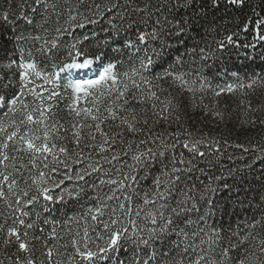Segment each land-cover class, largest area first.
<instances>
[{
    "label": "snow or ice",
    "instance_id": "snow-or-ice-1",
    "mask_svg": "<svg viewBox=\"0 0 264 264\" xmlns=\"http://www.w3.org/2000/svg\"><path fill=\"white\" fill-rule=\"evenodd\" d=\"M41 7L0 6V264H264V169L249 199L252 164L190 130L264 125V0Z\"/></svg>",
    "mask_w": 264,
    "mask_h": 264
},
{
    "label": "trees",
    "instance_id": "trees-1",
    "mask_svg": "<svg viewBox=\"0 0 264 264\" xmlns=\"http://www.w3.org/2000/svg\"><path fill=\"white\" fill-rule=\"evenodd\" d=\"M52 2H57V0H49V3ZM60 3L62 7V0H60ZM0 6H3V0H0ZM34 6L35 0H14V7L16 11L26 13L29 18H33L36 22H39L41 20L40 12L43 11V8L41 7L36 13H33L31 11V8ZM49 13L51 14V9H49ZM0 15H2V13H0ZM12 19H15V16H13ZM56 20L57 17L54 14L50 16V23L49 25H47L50 31L56 26ZM16 22L24 29L31 30L30 26H28L25 21L18 20ZM10 34L11 24L4 25L2 22H0V38H3ZM212 38V35L208 37L209 42H211ZM233 59L235 61V64L230 65V67H240L245 63L242 55L239 58L233 57ZM209 63L211 64V61ZM217 67L220 68V74H222L224 69L219 62H217L216 65H213L211 68L204 69L205 75L209 80H212L214 85L218 82V80H213V73L216 71ZM256 71H260L259 64H257L256 66ZM225 79L230 80L231 77H225ZM213 99L214 98L209 93L206 96L205 104L211 103ZM215 99L220 100L221 108H223L224 105L227 104L230 108L236 109V106L237 104H239L241 97L240 93H236L235 95L228 94ZM262 99H264V97H262ZM61 106H63V104ZM261 118H264V116H262ZM174 128L175 126H173V129ZM190 130L196 135H200V133H207L210 135V137L220 141L222 155L220 157L219 164H222L226 167L242 166L245 163L252 164V168L254 169V171L249 169H245V171L250 172V179L252 180L253 191L250 194L249 199H251L252 196H255L256 190L260 188L262 183L259 174L261 173V170L264 169V153H261L260 151V149H264V125L258 124L255 128L241 125L235 115L233 116L232 120L227 123V125H225L224 123H220L219 121H213L210 116L203 117L202 113L198 111L196 113L195 121L190 125ZM225 140L228 141L227 145L224 143ZM236 144H242L245 147H248L249 151L247 153H243V149L236 147ZM253 147L256 148L255 151L252 150ZM241 153H243V159L239 158L241 156ZM230 155L235 159L230 160ZM253 161L255 162L253 163ZM219 164L217 165V168L213 169V171H217L219 169ZM256 198L257 200L260 199L259 196H257ZM254 210L255 206L253 207V211ZM45 215L48 219H51V215L47 213H45ZM250 215L251 214H249V216L247 217L242 216L241 219H248L250 218ZM41 223H43V219L41 220Z\"/></svg>",
    "mask_w": 264,
    "mask_h": 264
}]
</instances>
